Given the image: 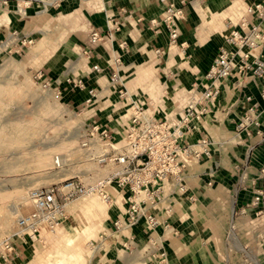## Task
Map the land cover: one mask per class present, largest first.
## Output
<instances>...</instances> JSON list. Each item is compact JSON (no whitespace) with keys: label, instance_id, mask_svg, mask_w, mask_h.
Segmentation results:
<instances>
[{"label":"crops","instance_id":"obj_1","mask_svg":"<svg viewBox=\"0 0 264 264\" xmlns=\"http://www.w3.org/2000/svg\"><path fill=\"white\" fill-rule=\"evenodd\" d=\"M260 2L264 0H0V66L7 60H29L33 70H42L61 104L74 111L80 127L98 124L112 133L110 143L93 137L86 148L77 143L74 158L61 160L65 167L70 158L72 165L80 163L68 171V178L91 185L119 168L100 159L122 150L130 104L143 103L152 118L175 125L185 106L201 93L203 77L219 48L231 51L224 43L228 32L234 28L247 33L246 25L252 23H259L264 32V20L245 14L247 7ZM168 4L183 12L176 45L168 44L163 27L152 29L148 24ZM243 18L247 24L241 27ZM92 31L101 36L95 43L89 40ZM29 39L34 45L26 55L16 56L22 40ZM120 41L124 51L118 49ZM257 53L264 61V45ZM116 54L117 80L106 64ZM94 64L100 67L98 73L91 70ZM67 79L81 80L94 90L89 104L86 91L72 89ZM261 85L264 77L258 80L237 69L215 83V102L200 122L190 124L193 130L183 141L196 146L205 139L210 156L187 162L185 193H178L172 181L163 185L162 200L147 208L159 224L153 230L146 228L143 218L132 227L114 230L115 220L124 221L127 193L105 186L110 202L72 200L53 235L42 231L40 242L14 241L15 254L8 264H264ZM120 87L124 98L117 96ZM250 102L258 104L261 136L252 127L236 129ZM62 177L57 173L47 185L68 179ZM257 191L263 197L253 205Z\"/></svg>","mask_w":264,"mask_h":264},{"label":"built area","instance_id":"obj_2","mask_svg":"<svg viewBox=\"0 0 264 264\" xmlns=\"http://www.w3.org/2000/svg\"><path fill=\"white\" fill-rule=\"evenodd\" d=\"M245 14L257 21L264 20V3H256L245 9ZM183 19L181 7L168 4L157 19L149 20L148 24L153 29L163 27L167 32L168 44L176 45L178 39L177 23ZM247 20L242 19L240 26H245ZM259 23L246 25L247 33L231 29L224 43L231 47V51L221 47L213 59L207 72L203 77L201 93L196 99L185 106V110L175 125L166 120H155L151 115L145 113L143 103L130 104V116L124 136V146L116 155L100 162H113L119 168L107 175L104 179L92 185L82 186L72 179H65L59 183L30 189L26 194V200L30 210L15 219V228L0 239V264L11 262L15 254L14 241L37 243L41 241V232L54 234L58 225L65 218V206L78 197L95 195L102 203L110 202V196L104 190L105 186H114L116 189L127 193L125 198L124 221L115 220L114 230L123 227L134 226L141 218L148 230L158 226L155 217L147 212V208L153 207L162 200L163 185L172 181L178 193H185L183 183V171L187 162L197 161L202 157H209V143L201 139L196 146L183 143L184 136L192 131V122L198 123L207 115L211 105L218 95L215 83L230 77L233 69L238 72H249L255 79L264 77V61L258 55V49L264 45V32L260 31ZM117 29V28H115ZM108 30L107 37L111 35ZM101 36L92 31L89 34L90 43L99 41ZM31 44V40L22 41L21 45ZM118 49L125 50V43L120 41ZM183 48V44L178 45ZM158 51H155L157 54ZM86 58H90L87 50L82 51ZM236 59V61H234ZM111 69V78L117 80V68L120 64V56L116 54L111 59V64L106 63ZM91 70L95 73L100 71L98 65H92ZM35 80H41V87L48 89L50 82L44 80L43 73L37 71ZM72 89L85 90L88 98L85 104H89L94 97V90L86 88L81 80H65ZM126 95L123 88H118L117 96L124 98ZM259 97L264 103V85L260 86ZM249 101V98H246ZM249 127L255 129V134L262 135L260 130L258 104L250 102L239 118L236 129L246 131ZM112 133L104 126L94 124L89 126L84 139L79 142L80 148H86L88 140L95 137L102 143H110ZM114 150L112 145H107ZM55 164L58 166L57 159ZM106 162V163H107ZM262 192L257 191L252 204L256 205L262 198ZM264 205V201H263ZM166 227V225H164ZM155 245V244H153ZM125 248V244L122 245ZM158 256L163 260L164 253Z\"/></svg>","mask_w":264,"mask_h":264},{"label":"rangeland","instance_id":"obj_3","mask_svg":"<svg viewBox=\"0 0 264 264\" xmlns=\"http://www.w3.org/2000/svg\"><path fill=\"white\" fill-rule=\"evenodd\" d=\"M34 43L31 39L29 45L19 44L16 56L26 55ZM28 61L7 60L0 66V237L13 231L22 211L30 210L26 200L30 189L46 186L59 172L62 179L68 178L73 165L80 164L72 165L71 153L89 128L77 124L74 111L61 104L56 91L41 87L34 76L42 70H33ZM69 156L67 167L61 165ZM79 198L98 200L95 195Z\"/></svg>","mask_w":264,"mask_h":264}]
</instances>
